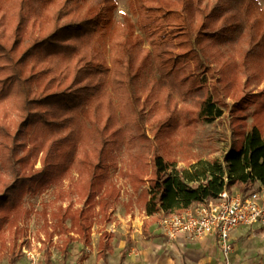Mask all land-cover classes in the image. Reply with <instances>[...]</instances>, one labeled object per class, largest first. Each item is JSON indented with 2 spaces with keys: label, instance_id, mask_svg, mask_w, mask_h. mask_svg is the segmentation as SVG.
<instances>
[{
  "label": "trees",
  "instance_id": "obj_1",
  "mask_svg": "<svg viewBox=\"0 0 264 264\" xmlns=\"http://www.w3.org/2000/svg\"><path fill=\"white\" fill-rule=\"evenodd\" d=\"M117 8V0H0V163L11 174L0 183V243L19 228L28 193L76 172L71 193L84 207L70 203L51 216L66 237L65 261L77 241L83 264L97 216L109 221L119 199L115 150L127 149L134 163L145 235L154 222L212 202L224 189L264 188V86L253 89L254 80L264 81L260 0H131L137 20L123 22ZM159 98L170 114L158 140L213 122L227 108L237 140L224 158L179 167L152 150L145 109L155 110ZM114 238L102 232L98 259L113 252ZM23 256L15 251L9 264ZM46 260L52 263L48 248Z\"/></svg>",
  "mask_w": 264,
  "mask_h": 264
},
{
  "label": "rangeland",
  "instance_id": "obj_2",
  "mask_svg": "<svg viewBox=\"0 0 264 264\" xmlns=\"http://www.w3.org/2000/svg\"><path fill=\"white\" fill-rule=\"evenodd\" d=\"M130 1L117 0L118 21L123 22L125 16H129L133 21L137 20L130 10ZM260 2L264 7V0ZM255 82L254 80L253 89L258 91L263 88L264 81L259 86L254 85ZM229 102L233 104L234 100L230 98ZM188 108L194 115L196 105L188 103ZM169 114L165 101L159 98L155 110H151L150 106L145 109L146 128L153 141L152 150L167 160H174L179 167L189 166L201 158L208 160L224 158L237 140L235 117L231 109L227 108L224 115L213 122L202 120L193 122L182 134L176 133L172 138L160 141L156 138V129ZM247 122L250 124L252 119L249 118ZM114 155L118 165L112 169L111 180L119 190V199L108 208L112 212L109 221L102 219L100 214L97 216L92 229V246L87 249L88 259L84 264H105L103 260L98 261L96 258L103 231L115 235L113 245L117 247L127 240L129 231H135L136 227L131 225L139 226L147 215L141 189L137 190L132 183L135 166L128 150H115ZM36 168H41L40 162H37ZM10 175L0 163V183L3 178L9 179ZM76 179L77 173L74 172L60 185H52L41 192L28 193L25 196L22 205L25 215L20 220L19 228L12 232L6 231L4 241L0 243V264H9L12 254L20 249L23 250L24 256L17 264H48L47 248L52 252V264H77L83 244L73 242L68 248V258L65 262L63 250L66 237L58 232L56 221L51 216L57 208L66 207L70 203L75 208L84 207V202L79 201L78 197L71 193ZM160 221L153 223V231L160 229ZM240 233L234 242L231 264H264V229L258 226L246 227L240 229ZM29 251L32 254L28 253ZM118 253L119 257L120 252ZM113 257L109 256L108 264L118 263V259ZM217 264H222V261Z\"/></svg>",
  "mask_w": 264,
  "mask_h": 264
},
{
  "label": "built area",
  "instance_id": "obj_3",
  "mask_svg": "<svg viewBox=\"0 0 264 264\" xmlns=\"http://www.w3.org/2000/svg\"><path fill=\"white\" fill-rule=\"evenodd\" d=\"M242 226L264 229V188L247 193L238 188L224 189L216 200L195 203L185 211L160 221L162 232L170 239L182 235L194 238L216 236L224 254L222 264H231L234 247L231 233Z\"/></svg>",
  "mask_w": 264,
  "mask_h": 264
},
{
  "label": "crops",
  "instance_id": "obj_4",
  "mask_svg": "<svg viewBox=\"0 0 264 264\" xmlns=\"http://www.w3.org/2000/svg\"><path fill=\"white\" fill-rule=\"evenodd\" d=\"M146 218H148V215H146L144 220ZM143 222H140L139 226L132 224V227H136L135 231H129L130 235L127 237V240L123 241L121 245L115 246L113 252L110 253L109 256H114L113 258L118 259L117 264H217L224 260L223 250L216 236L209 235L194 238L182 235L170 239L164 235L161 227L159 230L153 231V224L150 226L148 234L145 235L143 233ZM246 227L255 226H242L232 231L231 240L233 246L235 239L241 235L240 229ZM129 237L132 240L130 249L125 259L121 262V252L127 245ZM233 251L231 253V262L234 256ZM118 252H120L119 257L117 256ZM96 258L98 261L103 260L98 259L97 256ZM108 258L106 261L103 260L105 264H108Z\"/></svg>",
  "mask_w": 264,
  "mask_h": 264
}]
</instances>
